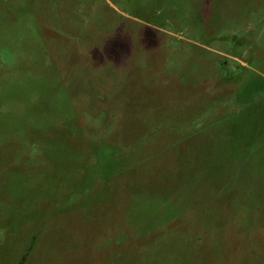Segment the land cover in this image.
<instances>
[{"label": "rangeland", "instance_id": "obj_1", "mask_svg": "<svg viewBox=\"0 0 264 264\" xmlns=\"http://www.w3.org/2000/svg\"><path fill=\"white\" fill-rule=\"evenodd\" d=\"M264 264V0H0V264Z\"/></svg>", "mask_w": 264, "mask_h": 264}, {"label": "trees", "instance_id": "obj_2", "mask_svg": "<svg viewBox=\"0 0 264 264\" xmlns=\"http://www.w3.org/2000/svg\"><path fill=\"white\" fill-rule=\"evenodd\" d=\"M25 259H26V254H24V255L21 257V259H20V261L18 262V264H24Z\"/></svg>", "mask_w": 264, "mask_h": 264}]
</instances>
